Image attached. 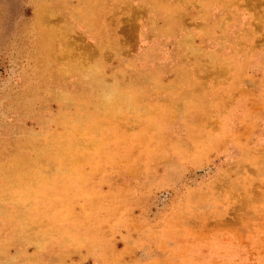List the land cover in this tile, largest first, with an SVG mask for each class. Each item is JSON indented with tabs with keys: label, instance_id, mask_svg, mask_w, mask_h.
<instances>
[{
	"label": "rangeland",
	"instance_id": "374dc122",
	"mask_svg": "<svg viewBox=\"0 0 264 264\" xmlns=\"http://www.w3.org/2000/svg\"><path fill=\"white\" fill-rule=\"evenodd\" d=\"M0 264H264V0H0Z\"/></svg>",
	"mask_w": 264,
	"mask_h": 264
}]
</instances>
